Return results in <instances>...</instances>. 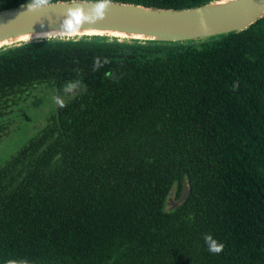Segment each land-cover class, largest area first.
<instances>
[{
    "label": "trees",
    "instance_id": "trees-1",
    "mask_svg": "<svg viewBox=\"0 0 264 264\" xmlns=\"http://www.w3.org/2000/svg\"><path fill=\"white\" fill-rule=\"evenodd\" d=\"M50 82L75 91L0 164V264H264V16L202 43L1 49L0 143L19 98Z\"/></svg>",
    "mask_w": 264,
    "mask_h": 264
},
{
    "label": "water",
    "instance_id": "water-1",
    "mask_svg": "<svg viewBox=\"0 0 264 264\" xmlns=\"http://www.w3.org/2000/svg\"><path fill=\"white\" fill-rule=\"evenodd\" d=\"M95 0H59L30 10L29 4L0 11V50L29 42L53 39L103 37L108 40L152 43L207 42L249 28L264 16V0H210L186 8H156L110 1L103 19L85 23L71 32L61 27L66 9L74 5L91 8ZM191 190L168 199L169 210L183 204Z\"/></svg>",
    "mask_w": 264,
    "mask_h": 264
},
{
    "label": "rangeland",
    "instance_id": "rangeland-1",
    "mask_svg": "<svg viewBox=\"0 0 264 264\" xmlns=\"http://www.w3.org/2000/svg\"><path fill=\"white\" fill-rule=\"evenodd\" d=\"M74 91L75 88L58 87L53 82L40 84L33 90L26 91L10 113L12 129L0 143V164L34 136L47 123L48 117L58 105Z\"/></svg>",
    "mask_w": 264,
    "mask_h": 264
},
{
    "label": "clouds",
    "instance_id": "clouds-1",
    "mask_svg": "<svg viewBox=\"0 0 264 264\" xmlns=\"http://www.w3.org/2000/svg\"><path fill=\"white\" fill-rule=\"evenodd\" d=\"M48 3L49 0H30L29 8L30 10L40 9L47 6ZM109 5L110 0H95V3L91 4L90 9L79 4L68 7L61 27L64 31L71 32L77 28L83 27L85 23H95L105 17ZM100 66H102L101 62L97 59L94 64V70L98 69ZM61 106H64L63 103H61ZM204 242L208 251L212 254H219L225 247L222 242H219L211 234H206L204 236Z\"/></svg>",
    "mask_w": 264,
    "mask_h": 264
}]
</instances>
